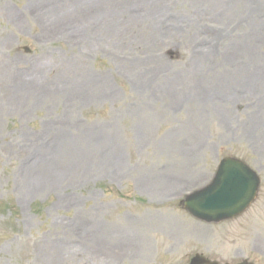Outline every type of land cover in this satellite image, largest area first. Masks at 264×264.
<instances>
[{"label": "rangeland", "instance_id": "obj_1", "mask_svg": "<svg viewBox=\"0 0 264 264\" xmlns=\"http://www.w3.org/2000/svg\"><path fill=\"white\" fill-rule=\"evenodd\" d=\"M226 156L257 196L198 221ZM0 203V264H264V0H0Z\"/></svg>", "mask_w": 264, "mask_h": 264}, {"label": "water", "instance_id": "obj_2", "mask_svg": "<svg viewBox=\"0 0 264 264\" xmlns=\"http://www.w3.org/2000/svg\"><path fill=\"white\" fill-rule=\"evenodd\" d=\"M258 185L259 178L250 167L236 158L226 157L208 185L185 197L184 207L200 220L219 222L244 211L255 197ZM189 264L217 263L196 254Z\"/></svg>", "mask_w": 264, "mask_h": 264}, {"label": "trees", "instance_id": "obj_3", "mask_svg": "<svg viewBox=\"0 0 264 264\" xmlns=\"http://www.w3.org/2000/svg\"><path fill=\"white\" fill-rule=\"evenodd\" d=\"M3 208V205L2 204H0V210Z\"/></svg>", "mask_w": 264, "mask_h": 264}]
</instances>
